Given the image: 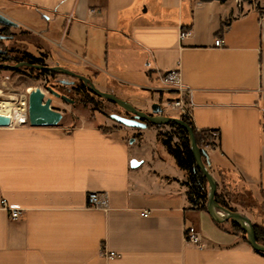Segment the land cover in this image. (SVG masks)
I'll use <instances>...</instances> for the list:
<instances>
[{
    "label": "crops",
    "instance_id": "1",
    "mask_svg": "<svg viewBox=\"0 0 264 264\" xmlns=\"http://www.w3.org/2000/svg\"><path fill=\"white\" fill-rule=\"evenodd\" d=\"M0 13L18 23L0 26L10 36L0 39L22 34L24 50L89 72L105 91L132 77L179 95L163 81L179 69L197 130L220 132L208 152L217 191L225 178L264 200L263 8L237 14L224 0H0ZM154 102L161 101L142 109ZM61 122L0 126V264H264L229 222L219 226L191 203L187 175L157 126ZM91 191L107 194V210L87 206ZM3 198L21 210L18 218ZM190 227L203 248L186 241Z\"/></svg>",
    "mask_w": 264,
    "mask_h": 264
},
{
    "label": "rangeland",
    "instance_id": "2",
    "mask_svg": "<svg viewBox=\"0 0 264 264\" xmlns=\"http://www.w3.org/2000/svg\"><path fill=\"white\" fill-rule=\"evenodd\" d=\"M229 2L230 6H233L234 11L239 14L243 13L252 8H263L264 9V0H224ZM2 26V25H0ZM4 34H9L8 32ZM22 34L16 33L14 41L7 43V39H0V47H5L7 49H23L24 46L19 42L21 40ZM1 38V37H0ZM17 56V52H11ZM8 64L14 65L13 61H8ZM44 63L49 66H55V63L52 61H46L44 59ZM53 64V65H52ZM65 65V64H64ZM66 66V65H65ZM64 66V67H65ZM67 67V66H66ZM87 74L88 78H92V76L87 71H83ZM36 73L38 75H36ZM36 75V76H35ZM71 79L70 76L62 74L60 72H56L55 74H51L48 72L38 73L33 72V76H29L24 71H15L13 69H0V101H7L9 104L7 106L8 116L11 115V110L15 108L21 111L23 108V101L25 96L29 98V93L33 91L35 88H41L46 92V97H52V105L53 108L59 110L63 113V122H70L67 127H72L76 125L77 120L81 117L89 118V119H98V120H107L110 118V113L118 114L123 117H132V115L124 109L122 106L117 103L107 100L100 99L99 97H95L93 101L90 102H82L80 100V96L76 94V92L71 91L66 87H62L59 85V79ZM126 82H121L118 80L113 81L110 78L109 81H113L111 85L113 91H105L98 87L101 91L109 92L117 96L119 99L125 100L131 103L134 107L139 110L150 113L152 111V105H150V110H143V106H148L149 101L152 98H155L163 107V114L180 117V112L173 108L172 105L167 104L166 102L169 100H173L179 97V95H174L170 92H161L160 90L149 88L147 81L136 80L132 77L126 78ZM56 83L57 89L69 93L72 98L76 100L75 104H69L68 102H64L56 96H53L51 93L47 91L46 86H52ZM55 87V86H54ZM90 90V89H89ZM155 90V91H154ZM92 93V91H89ZM163 94V95H162ZM178 94V93H177ZM156 103V102H154ZM0 112L2 114V110L0 108ZM64 117L66 119H64ZM110 120H114L110 118ZM157 126V125H156ZM159 128V133L166 134L173 137L175 142L179 141L177 136V130L168 125L157 126ZM221 188V187H220ZM220 190V189H219ZM229 204L231 207L236 209L237 212L243 214L247 219L254 224V221H264V200L260 201L256 197L253 196L252 193L247 192L244 189L236 188L230 191L229 196ZM230 223V220L227 221Z\"/></svg>",
    "mask_w": 264,
    "mask_h": 264
},
{
    "label": "water",
    "instance_id": "3",
    "mask_svg": "<svg viewBox=\"0 0 264 264\" xmlns=\"http://www.w3.org/2000/svg\"><path fill=\"white\" fill-rule=\"evenodd\" d=\"M0 25L18 26V23L0 13ZM0 37L7 38V36ZM22 66H31L48 72H60L62 74L82 80L92 92L104 99H108L117 103L133 115L132 117H123L114 113L110 114V118H113L120 124L130 127L147 128L148 122H151L157 126L168 125L172 122H175L178 125L183 126L189 133L190 147L196 159V164L201 170L202 174L206 177L209 184V192L206 205L209 214L211 215L213 220L218 223H224L229 220H233L234 222L239 224L246 232L247 241L253 247V249L258 252L264 253V244H261L257 241L255 228L253 224L247 219V217H245L240 212L232 211L217 202L215 195L218 189V182L208 167L209 163L207 165L203 160V155L207 156V159H209L208 153L204 149L200 148V146L197 144L193 128L182 118L163 114V107L159 102H156L152 105V111L150 113L139 110L131 103L119 99L114 94L101 91L87 76L79 74L71 69L61 67L59 65L49 66L41 64H30L27 61H21L14 65H6V67L10 69H17ZM47 91L56 97H62L63 99L70 100L67 96L61 95L52 87H48ZM52 101L53 98L46 97V93L41 88H35L29 93L28 111L30 125L57 126L61 122L63 113L52 107ZM70 101L73 102V100ZM11 125L12 118L8 115L0 113V126L10 127Z\"/></svg>",
    "mask_w": 264,
    "mask_h": 264
},
{
    "label": "trees",
    "instance_id": "4",
    "mask_svg": "<svg viewBox=\"0 0 264 264\" xmlns=\"http://www.w3.org/2000/svg\"><path fill=\"white\" fill-rule=\"evenodd\" d=\"M8 29V27H4L0 30L1 33H5V31ZM5 35V34H4ZM11 52H17V56L15 54H12ZM44 57L46 56L43 55ZM8 61H13L15 64L21 61H27L30 64H45L44 58H37L30 52L24 50V49H7L5 47H0V69H10L7 68L6 65H8ZM15 71H24L27 73V71L31 72V76H33V72L38 73H44L43 70L40 69H34V67L31 66H22L17 69H13ZM55 74V73H53ZM36 75H38L36 73ZM35 75V76H36ZM82 84V91H80L79 96L80 100L82 102H90L93 101L95 97H99L100 99H104L94 92L90 93L89 88H87L86 84L79 80ZM108 100V99H107ZM113 114V113H110ZM109 114V115H110ZM180 118H182L187 124H189L193 130L194 134L197 140V144L200 146V148L203 149V132L206 130L198 131L192 117L188 113L181 114ZM170 126L174 127L177 130V136L179 138L178 142H175L173 140L172 136L158 133V139L161 141V143L167 148L170 155L173 156V158L176 161V164L179 168H181L187 175L188 178V196L191 203L200 209H206L207 208V199H208V192H209V184L206 179V177L202 174L201 170L196 164V159L194 157V154L190 147V140H189V133L188 131L181 125H178L175 122H172L169 124ZM156 126L151 122H148V127ZM204 162L208 165L209 160L207 159V156L203 155ZM209 167V165H208ZM210 169V168H209ZM211 171V170H210ZM221 188L219 191H217L215 198L219 204H221L224 207L229 208L232 211H236L233 207L229 204V196L230 191L233 190L232 184L227 182L225 178H222L221 182ZM219 226H222V223H218ZM231 230L237 233H241L245 239L246 238V232L242 229V227L234 222L233 220H230ZM256 232V239L259 243L264 244V221H254L253 224ZM262 255H264L263 252H259Z\"/></svg>",
    "mask_w": 264,
    "mask_h": 264
},
{
    "label": "built area",
    "instance_id": "5",
    "mask_svg": "<svg viewBox=\"0 0 264 264\" xmlns=\"http://www.w3.org/2000/svg\"><path fill=\"white\" fill-rule=\"evenodd\" d=\"M190 34L191 31L189 29L181 30L180 38L181 39L186 38ZM223 45H224V41L222 38L215 39L216 47H222ZM163 81L169 90H172L179 94L178 98L169 100L166 103L172 105V107L177 109L180 112V114L183 113L189 114V108L186 102V94L188 92V89L185 86H183L181 82L180 70L173 69L165 72L163 74ZM10 117L12 118V125L10 127H17L20 125L30 124L27 96H25L24 98L23 108L21 109V112L18 114L16 109L13 108L11 110ZM219 137H220L219 130L212 129V130L204 131L203 149L208 153L209 150L215 148L218 145ZM1 204L4 209L10 212L11 218L16 219L20 216L21 210L17 208H12L9 205L8 200L6 198H3L1 200ZM87 206L93 209L107 210L109 208V200L107 194L105 192H100V191L89 192L87 196ZM144 215L147 216L148 214L145 213ZM186 241L199 248H203L205 246V242L203 241V237L201 233L199 232V230H197L194 227L188 228L186 233ZM103 255L109 258H114L118 256V254L114 251L103 252Z\"/></svg>",
    "mask_w": 264,
    "mask_h": 264
},
{
    "label": "flooded vegetation",
    "instance_id": "6",
    "mask_svg": "<svg viewBox=\"0 0 264 264\" xmlns=\"http://www.w3.org/2000/svg\"><path fill=\"white\" fill-rule=\"evenodd\" d=\"M4 36H7V38L8 37H10V36H8V34L6 35H4ZM36 64H39V63H36ZM41 65H46V64H41ZM60 66V65H59ZM61 67H63V66H61ZM66 68V67H65ZM34 69H38V68H34ZM41 70V69H40ZM44 71V70H43ZM44 72H48V71H44ZM48 73H51V74H53V73H56V72H48ZM27 74L30 76L31 75V72L30 71H27ZM69 76V75H68ZM71 77V79H63V78H61V79H59L58 81V83H59V85H61L62 87H66V88H68V89H70L71 91H74V92H76V94H80L79 92L80 91H82V84H81V82L79 81L80 79H78V78H75V77H72V76H70ZM56 83H54L52 86H46V88H48V87H52L53 89H55L57 92H59L61 95H65V96H67L70 100H73V102H71L70 100H66V99H63L62 97H56V98H59V99H61L62 101H64V102H68L69 104H75L76 103V100L74 99V98H72L71 96H70V94L69 93H66V92H63V91H61V90H59V89H57L58 87H56ZM55 86V87H54ZM87 86V85H86ZM87 88H88V86H87ZM53 95V94H52ZM54 96V95H53ZM132 115V114H131ZM133 116V115H132Z\"/></svg>",
    "mask_w": 264,
    "mask_h": 264
},
{
    "label": "bare ground",
    "instance_id": "7",
    "mask_svg": "<svg viewBox=\"0 0 264 264\" xmlns=\"http://www.w3.org/2000/svg\"><path fill=\"white\" fill-rule=\"evenodd\" d=\"M8 102L5 100V101H0V108H1V110L3 111L2 112V114H5V115H9L7 112H8V110H7V106H8ZM17 111V110H16ZM21 111L20 110H18V114L20 113Z\"/></svg>",
    "mask_w": 264,
    "mask_h": 264
}]
</instances>
